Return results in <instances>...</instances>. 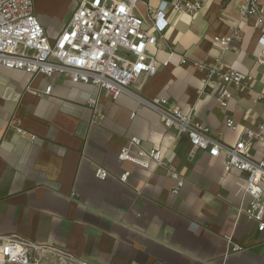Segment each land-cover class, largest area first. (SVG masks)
Returning a JSON list of instances; mask_svg holds the SVG:
<instances>
[{"label":"crops","instance_id":"crops-1","mask_svg":"<svg viewBox=\"0 0 264 264\" xmlns=\"http://www.w3.org/2000/svg\"><path fill=\"white\" fill-rule=\"evenodd\" d=\"M79 1L32 0L50 41L66 27ZM159 1L174 0H141L139 13L144 14V4L155 7ZM238 4L209 0L195 15L169 16L164 39L150 50L157 72L116 99L64 75L31 77L0 65V238L43 242L90 264H264V230L242 213L249 200L244 174L225 173L223 159L206 151L188 158L186 136L177 137L141 104L164 98L228 146L241 138L243 128L264 122V104L255 102L257 93L264 94V68L255 61L263 31L254 20L239 19ZM234 25L241 41L221 52L213 37L227 35ZM179 56L207 63L221 56L253 81L248 90L227 87L232 97L220 108L215 102L220 84L200 94L202 73L180 65ZM48 86L51 93L44 95ZM89 98L97 100V121ZM11 118L37 140L17 135L8 126ZM229 119L236 130L225 126ZM131 138L144 149L160 150L164 162L176 168L184 178L177 194L164 166L142 169L118 160ZM249 154L264 161V141L253 142ZM95 167L109 177L95 178ZM123 173H129L127 183L115 179ZM233 246L239 250L233 252Z\"/></svg>","mask_w":264,"mask_h":264},{"label":"built area","instance_id":"built-area-1","mask_svg":"<svg viewBox=\"0 0 264 264\" xmlns=\"http://www.w3.org/2000/svg\"><path fill=\"white\" fill-rule=\"evenodd\" d=\"M209 0L159 1L155 7L144 4V14L138 6L141 0H80L68 24L52 41L33 12L32 0H0V65L7 69L24 71L31 77L52 78L64 75L73 84L98 87L116 99L121 94H130L128 87L141 77L153 76L158 64L151 54V48L163 40L171 15L197 14ZM240 20L252 19L262 28L258 38L261 46L256 56V64L264 68V4L259 0H239ZM241 41L237 25L230 27L225 36H214L213 43L221 52L231 51L233 44ZM170 50V48H168ZM178 63L190 65L202 73L201 89L220 84L215 102L225 108L232 97L227 87L234 90H248L253 76L240 73L228 67L221 56L212 62L190 61L179 56ZM51 86L43 94L50 95ZM255 102L264 104V94L257 93ZM141 104L155 112L161 124L173 129L177 137L186 136L189 143L188 158H194L197 151H206L210 157L222 158L225 173L233 171L244 174L243 193L248 197V205L242 213L250 221L257 223V230H264V161L251 159L249 150L253 142L264 141V122L254 129L243 128L241 138L228 146L211 137L209 129L195 121L192 115L183 114L179 108L164 98L154 97L141 100ZM87 105L94 112V120L100 117L97 100L89 98ZM95 121H93L94 124ZM8 126L17 135L31 142L36 136L19 127L11 118ZM225 126L236 130L238 125L229 119ZM135 153L132 155L130 149ZM119 161L148 169L150 164L164 166L167 175L174 181L171 190L177 194L184 184V178L176 168L164 162L160 150L144 149L138 138H131L128 146L117 155ZM93 175L99 180L108 178L105 169L95 167ZM129 173L116 177L127 183ZM233 252L239 248L233 246ZM0 264H90L71 252L18 236L0 238Z\"/></svg>","mask_w":264,"mask_h":264}]
</instances>
